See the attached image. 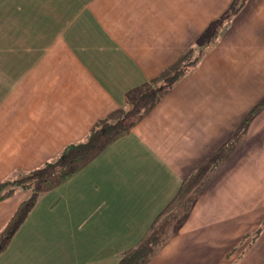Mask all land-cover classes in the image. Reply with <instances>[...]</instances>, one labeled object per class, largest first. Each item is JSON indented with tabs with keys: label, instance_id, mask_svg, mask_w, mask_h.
Instances as JSON below:
<instances>
[{
	"label": "crops",
	"instance_id": "0c3cea01",
	"mask_svg": "<svg viewBox=\"0 0 264 264\" xmlns=\"http://www.w3.org/2000/svg\"><path fill=\"white\" fill-rule=\"evenodd\" d=\"M237 1L0 0V180L126 109ZM27 196L0 201V232ZM190 200L144 264H264V0H245L190 72L41 193L0 264H117Z\"/></svg>",
	"mask_w": 264,
	"mask_h": 264
},
{
	"label": "trees",
	"instance_id": "16d2710c",
	"mask_svg": "<svg viewBox=\"0 0 264 264\" xmlns=\"http://www.w3.org/2000/svg\"><path fill=\"white\" fill-rule=\"evenodd\" d=\"M245 0H238L231 8L215 22L207 35L189 51L174 67L165 72L153 85L136 92V97L126 109L117 115L101 121L93 127L82 141L67 145L58 156L45 162L42 166L29 172H17L11 178L0 180V201L14 195L18 190L28 192L16 211L0 232V253L7 247L11 238L27 219L35 207L41 193L54 184L61 183L73 176L81 163L100 147H102L118 131L128 130L139 120L171 87L186 73L190 72L200 61L206 51L216 42L221 30L239 11ZM193 200L184 202L188 210ZM184 215L176 219L172 233L167 230L170 222H156L149 234L134 248L121 254L117 264H144L145 261L167 240L177 233L186 218Z\"/></svg>",
	"mask_w": 264,
	"mask_h": 264
},
{
	"label": "rangeland",
	"instance_id": "374dc122",
	"mask_svg": "<svg viewBox=\"0 0 264 264\" xmlns=\"http://www.w3.org/2000/svg\"><path fill=\"white\" fill-rule=\"evenodd\" d=\"M179 203H180V201L179 202H177V204L179 205ZM177 205V206H178ZM175 206H176V204H175ZM176 206V207H177ZM175 207V209H172V210H170L164 217H162L160 220H159V222H163V221H165V220H167V221H169L170 222V226H169V228H168V230H167V232L168 233H172V230H173V226L175 225V223H176V219L177 218H179V217H181L182 215H184L185 214V212H186V207L184 206V208H183V210H181V211H176L177 210V208Z\"/></svg>",
	"mask_w": 264,
	"mask_h": 264
}]
</instances>
